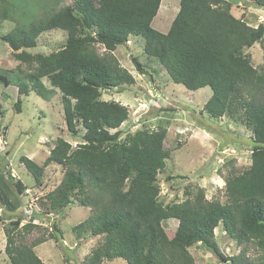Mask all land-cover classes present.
Here are the masks:
<instances>
[{
	"label": "trees",
	"instance_id": "trees-1",
	"mask_svg": "<svg viewBox=\"0 0 264 264\" xmlns=\"http://www.w3.org/2000/svg\"><path fill=\"white\" fill-rule=\"evenodd\" d=\"M247 1L264 8V0ZM61 2L0 0V15L16 23L0 39L17 60L28 64L13 74L0 68V83L45 98L49 89L43 80L48 79L50 93L59 90L62 95L68 131L83 139L74 146L59 136L43 163L26 155L20 161L37 186L48 166L64 170L61 181L40 201L46 213L60 214L75 200L91 209L73 227L78 238H102L84 264L115 258L128 264H198L191 253L196 245L226 264H264V65L256 66L247 50L262 45L264 59V23L254 26L245 15L235 14L234 0H180L167 32L153 26L162 0ZM37 10H43L39 17L33 16ZM52 29L67 32L62 47L48 54L28 51ZM131 37L144 39L145 54L156 58L175 83L189 90L211 88L204 104L209 116H226L251 131V164L226 176L225 202L207 199L200 186H190L181 201L162 200L159 174L171 156L164 145L166 127L142 125L122 138L119 127L128 120L129 108L102 95L135 83L114 54ZM98 45L105 49L103 54ZM133 61L140 73L147 71L137 56ZM26 189L11 172L0 169V205L6 211L15 213L23 206ZM172 218L179 224L170 236L163 222ZM22 220L19 216L6 227L9 264H44L35 247L48 239L61 241L64 232L54 221L47 237L27 242L26 234L38 225L30 220L20 226ZM220 226L242 246L237 253L225 255L221 250L215 233ZM250 243L260 249L261 260L250 257Z\"/></svg>",
	"mask_w": 264,
	"mask_h": 264
},
{
	"label": "rangeland",
	"instance_id": "rangeland-1",
	"mask_svg": "<svg viewBox=\"0 0 264 264\" xmlns=\"http://www.w3.org/2000/svg\"><path fill=\"white\" fill-rule=\"evenodd\" d=\"M234 1L235 14L245 15V19L254 26L264 23V8L255 7L247 0ZM72 2L73 0H62L61 5ZM179 6L180 0H162L153 26L167 32ZM43 10H37L33 16H41ZM15 25V21L0 15V35L9 32ZM66 39L65 30L52 29L43 32L38 37L37 46L28 51L48 54L62 47ZM143 45L142 37H131L125 45L118 46L114 54L121 65L135 77V83L106 90L102 95L103 99L118 100L129 108L128 120L119 127L123 131L122 138L125 132L135 131L142 125L152 129L166 127L164 145L171 151V156L165 169L159 174L162 200L165 203L181 201L186 197L190 186H200L207 199L225 202L226 176L243 171L251 164V131L242 123L226 116H209L204 104L212 94L211 88L189 90L182 84L175 83L156 58L145 54ZM104 50L98 45L100 54ZM247 50L256 66L264 65L262 45L256 44ZM134 56L144 64L147 69L145 73H140L137 69ZM27 67L28 64L17 60L9 45L0 39V68L13 74L18 69L26 70ZM43 81L49 89L45 98L35 91L20 94L17 85L6 86L0 83V169L11 172L27 187L22 196L24 204L17 212L10 213L0 205V264H9L5 252L6 227L19 216L23 218L20 226L30 220L38 225L26 234L27 242L39 236L47 237L54 221L63 230L62 242L48 239L35 247L44 264H84L86 257L102 239L90 235L78 238L73 230L75 225L90 215L89 207L80 205L75 200L60 214L54 215L46 213L41 206L44 193L61 181L64 173L61 166H48L43 183L37 186L25 164L20 161V156L26 155L43 163L59 136L74 146L83 141L80 135L74 136L67 129L60 91L53 90L50 93L53 87L49 80L44 78ZM178 224L179 220L174 218L163 222L170 236L174 234ZM215 233L225 255L237 253L242 247L228 237L223 227H218ZM247 247L253 260H261V251L255 243H250ZM191 253L198 264H226L225 260L200 245L192 247ZM103 264L128 263L123 258H115L105 260Z\"/></svg>",
	"mask_w": 264,
	"mask_h": 264
}]
</instances>
